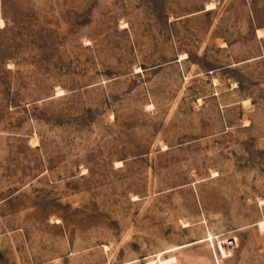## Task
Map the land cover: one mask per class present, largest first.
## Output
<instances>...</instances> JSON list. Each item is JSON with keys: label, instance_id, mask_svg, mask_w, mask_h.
Segmentation results:
<instances>
[{"label": "rangeland", "instance_id": "rangeland-1", "mask_svg": "<svg viewBox=\"0 0 264 264\" xmlns=\"http://www.w3.org/2000/svg\"><path fill=\"white\" fill-rule=\"evenodd\" d=\"M0 264H264V0H0Z\"/></svg>", "mask_w": 264, "mask_h": 264}]
</instances>
